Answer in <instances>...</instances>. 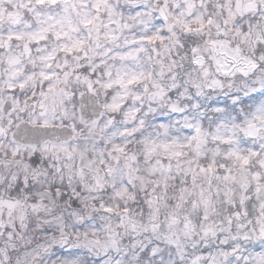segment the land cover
Returning a JSON list of instances; mask_svg holds the SVG:
<instances>
[{"label":"snow or ice","instance_id":"obj_1","mask_svg":"<svg viewBox=\"0 0 264 264\" xmlns=\"http://www.w3.org/2000/svg\"><path fill=\"white\" fill-rule=\"evenodd\" d=\"M0 264H264V0H0Z\"/></svg>","mask_w":264,"mask_h":264}]
</instances>
